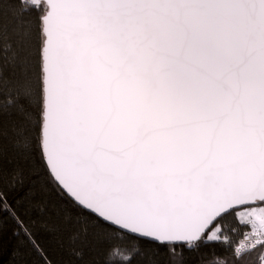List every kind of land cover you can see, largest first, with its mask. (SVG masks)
Returning a JSON list of instances; mask_svg holds the SVG:
<instances>
[{"label": "snow or ice", "instance_id": "obj_1", "mask_svg": "<svg viewBox=\"0 0 264 264\" xmlns=\"http://www.w3.org/2000/svg\"><path fill=\"white\" fill-rule=\"evenodd\" d=\"M5 252L264 264V0H0Z\"/></svg>", "mask_w": 264, "mask_h": 264}, {"label": "trees", "instance_id": "obj_2", "mask_svg": "<svg viewBox=\"0 0 264 264\" xmlns=\"http://www.w3.org/2000/svg\"><path fill=\"white\" fill-rule=\"evenodd\" d=\"M8 259L9 257H8L7 252H5L3 255H0V261H2L3 264H7Z\"/></svg>", "mask_w": 264, "mask_h": 264}]
</instances>
